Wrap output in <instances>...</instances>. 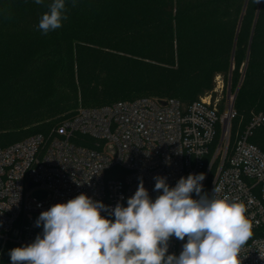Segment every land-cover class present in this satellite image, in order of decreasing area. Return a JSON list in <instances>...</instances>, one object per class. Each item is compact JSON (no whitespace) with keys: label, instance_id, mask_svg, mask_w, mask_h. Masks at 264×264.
<instances>
[{"label":"trees","instance_id":"trees-1","mask_svg":"<svg viewBox=\"0 0 264 264\" xmlns=\"http://www.w3.org/2000/svg\"><path fill=\"white\" fill-rule=\"evenodd\" d=\"M52 2L0 0V65L4 54H18L20 39L44 48L0 95L3 146L50 134L75 116L80 101L99 108L173 98L187 107L213 94L217 77L224 95L238 90L230 154L236 136L264 115V0H65L67 19L45 35L39 20ZM112 35L120 43L102 49ZM58 66L55 91L42 102L41 77ZM250 141L264 152V124ZM15 247L0 264H11Z\"/></svg>","mask_w":264,"mask_h":264},{"label":"built area","instance_id":"built-area-1","mask_svg":"<svg viewBox=\"0 0 264 264\" xmlns=\"http://www.w3.org/2000/svg\"><path fill=\"white\" fill-rule=\"evenodd\" d=\"M216 81L220 85L221 77ZM219 85L187 107L173 98L81 107L48 135L9 146L0 140V258L8 246L32 243L42 234L36 220L54 204L84 193L110 209L126 207L141 180L154 200L162 194L154 190V177H166L174 187L181 177L204 173L201 194L211 182L210 197L219 186L221 196L247 208L253 227L239 253L241 264H264V152L250 141L264 115H255L236 136L230 154L235 97ZM186 240L170 238L168 254L179 255Z\"/></svg>","mask_w":264,"mask_h":264},{"label":"clouds","instance_id":"clouds-1","mask_svg":"<svg viewBox=\"0 0 264 264\" xmlns=\"http://www.w3.org/2000/svg\"><path fill=\"white\" fill-rule=\"evenodd\" d=\"M47 7L38 25L45 35L67 19L65 0ZM154 179V190L162 191L154 200L141 180L126 207L110 209L84 193L52 205L36 220L42 234L9 251L11 264H241L239 253L253 227L243 202L221 196L219 186L211 197L201 194L204 173L181 177L174 187L166 177ZM173 236L187 238L179 255L168 254Z\"/></svg>","mask_w":264,"mask_h":264},{"label":"rangeland","instance_id":"rangeland-1","mask_svg":"<svg viewBox=\"0 0 264 264\" xmlns=\"http://www.w3.org/2000/svg\"><path fill=\"white\" fill-rule=\"evenodd\" d=\"M119 39L121 38L116 39V37H114L113 35L108 36L105 43L102 44L103 46L102 49H105L108 47L110 48V47L115 46V44H119L120 43ZM14 47H16L18 50L17 55L10 57V55L6 53L3 55V58H2V63L0 65V95L2 92H4V90H6L5 87L7 86V84L13 78L21 74L22 68L24 64L27 62V60L33 57H36L44 49L43 46L37 44L33 40L26 39V38L20 39V41L14 44ZM59 72H60V67L58 66V67L51 68L47 73L42 75L41 77L42 82H40V88H41L40 91L43 93L42 102H45L46 100H48V98H50L53 92L55 91L54 79ZM221 81L222 82L220 83V85L217 82V87L218 85L220 87L221 86L223 87L225 85V81L222 77H221ZM237 94H238V90H236L235 93H233L235 97V101H236ZM115 100H118V99H115ZM111 102H114V100H112ZM2 106H3L2 102L0 101V112H1ZM81 107H84V105L80 101L79 106L76 110H78Z\"/></svg>","mask_w":264,"mask_h":264},{"label":"water","instance_id":"water-1","mask_svg":"<svg viewBox=\"0 0 264 264\" xmlns=\"http://www.w3.org/2000/svg\"><path fill=\"white\" fill-rule=\"evenodd\" d=\"M36 197H46V193H35Z\"/></svg>","mask_w":264,"mask_h":264}]
</instances>
